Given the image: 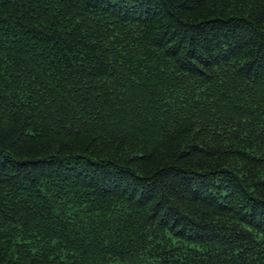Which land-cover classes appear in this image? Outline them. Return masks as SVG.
<instances>
[{
  "label": "trees",
  "instance_id": "1",
  "mask_svg": "<svg viewBox=\"0 0 264 264\" xmlns=\"http://www.w3.org/2000/svg\"><path fill=\"white\" fill-rule=\"evenodd\" d=\"M0 264H264V0H0Z\"/></svg>",
  "mask_w": 264,
  "mask_h": 264
}]
</instances>
